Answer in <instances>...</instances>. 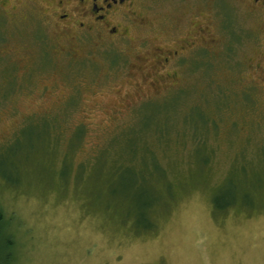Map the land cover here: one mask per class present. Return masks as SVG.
<instances>
[{
	"label": "rangeland",
	"instance_id": "1",
	"mask_svg": "<svg viewBox=\"0 0 264 264\" xmlns=\"http://www.w3.org/2000/svg\"><path fill=\"white\" fill-rule=\"evenodd\" d=\"M147 3L128 50L77 47L48 0L0 7L11 264H264V21L246 0ZM195 36L179 71L154 64Z\"/></svg>",
	"mask_w": 264,
	"mask_h": 264
},
{
	"label": "flooded vegetation",
	"instance_id": "2",
	"mask_svg": "<svg viewBox=\"0 0 264 264\" xmlns=\"http://www.w3.org/2000/svg\"><path fill=\"white\" fill-rule=\"evenodd\" d=\"M149 0H48L45 13L50 23L60 33L73 39L77 44H85L90 40L103 50L107 48L127 49L136 33L143 27L145 20L139 13L148 9ZM249 8L258 13L264 21V0H246ZM18 5L22 0H0V7ZM205 31V24L198 33ZM142 43H145L142 40ZM196 36L178 38L176 42L154 44V64L167 75L179 71V63L183 60L185 50L197 46ZM144 45V44H143ZM81 49V48H79ZM78 49V50H79ZM108 49L106 53L115 52ZM78 50L68 46L70 58L78 60ZM123 50H121L123 52ZM140 53H137L139 57ZM148 59V58H147ZM116 62V61H115ZM178 63V65H176ZM170 66V72L167 67ZM174 66V67H173Z\"/></svg>",
	"mask_w": 264,
	"mask_h": 264
},
{
	"label": "trees",
	"instance_id": "3",
	"mask_svg": "<svg viewBox=\"0 0 264 264\" xmlns=\"http://www.w3.org/2000/svg\"><path fill=\"white\" fill-rule=\"evenodd\" d=\"M230 181H232V177H230ZM230 184L227 181H225L223 184H221V186H219L216 189V191L213 192L212 203L216 210L223 209L221 207L220 202L223 198H226L230 194L229 191L231 188ZM145 190L148 192L147 189ZM136 204H138V206L142 208V211H144L145 209L149 210V208L151 207L148 198H146L144 202L142 201V203L140 202V204L139 203ZM3 222H4V214L0 208V264H11V253L8 250L12 247L13 241L11 238L10 239L4 238L3 226H2Z\"/></svg>",
	"mask_w": 264,
	"mask_h": 264
}]
</instances>
